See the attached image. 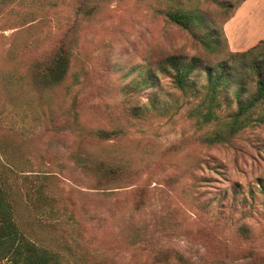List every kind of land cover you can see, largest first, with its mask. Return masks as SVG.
Masks as SVG:
<instances>
[{
    "label": "rangeland",
    "instance_id": "1",
    "mask_svg": "<svg viewBox=\"0 0 264 264\" xmlns=\"http://www.w3.org/2000/svg\"><path fill=\"white\" fill-rule=\"evenodd\" d=\"M181 1L222 26L232 52L264 41L261 5L244 7L246 1L224 10L211 0ZM166 3L108 4L78 28L74 68L81 71V82L68 92L57 91L52 110L32 112L25 106V119V108L9 104L0 121V138L31 162L32 175L53 177L60 204L71 217L52 216L49 208L38 211L23 194V228L37 243L59 252L61 264H264V125L248 128L233 145L197 140L207 128L197 129L188 116L193 102L183 104L187 98L160 72V64L174 55L203 63L213 58L157 12ZM241 9L239 37L233 38L229 27ZM47 15L34 32L41 45L19 58L24 71L73 22L70 6ZM16 31L0 28V71L8 68L9 36ZM240 37L245 44H239ZM151 73L154 79L138 90ZM150 98L161 106L172 103L177 113L152 109L151 120L132 119L129 109L143 111ZM230 100H223V110ZM116 127L125 135L101 139L95 134ZM79 148L127 162L133 178L118 190L97 189L72 159Z\"/></svg>",
    "mask_w": 264,
    "mask_h": 264
},
{
    "label": "trees",
    "instance_id": "2",
    "mask_svg": "<svg viewBox=\"0 0 264 264\" xmlns=\"http://www.w3.org/2000/svg\"><path fill=\"white\" fill-rule=\"evenodd\" d=\"M115 1L124 0H71V3L68 0H0V28L17 30L9 36L11 45L5 59L8 68L0 71V121L9 104L26 106L30 111H39L38 108L41 111L46 108L52 110L51 97L57 91L64 89L68 92L81 82L83 75L74 68L78 28L92 21ZM211 1L229 10L248 0ZM61 6L72 8V24L57 39L41 48L39 55L24 71L19 58L29 47L33 51L39 48L41 40L35 35V30L48 12ZM157 12L187 32L213 58L212 62L203 63L195 56L174 55L160 64V72L182 92V97L187 98L183 104L193 102L188 116L197 129L207 128L202 130L203 134L198 135L197 140L209 146L233 145L248 128L263 126L264 41L247 51L232 52L223 27L209 23L200 9L181 0H167ZM202 76L204 81L200 83ZM153 79L151 73L145 83L138 84L136 88L142 89L148 80ZM191 96L195 101L190 99ZM230 97L232 100L226 102L227 108L223 110V100ZM148 102L143 111L138 107L129 109L130 117L149 121L155 115H151L154 112L152 109L161 115L176 114L178 111L174 110L172 103L171 106L168 103L161 106L155 98H150ZM232 106L235 107L233 111H228ZM26 108L23 112L25 119L28 117ZM95 134L101 139H117L125 132L116 127L112 130L98 129ZM17 150L0 138V264H61L59 252L37 243L23 228L19 212L23 194L26 202L29 201L38 211L49 208L52 216L71 217L66 207L60 204L53 177L38 172L32 175L31 162L19 158L21 153L17 154ZM72 156L77 167L93 179L96 188L106 192L123 188L134 176L130 165L117 158L94 155L80 148Z\"/></svg>",
    "mask_w": 264,
    "mask_h": 264
},
{
    "label": "crops",
    "instance_id": "3",
    "mask_svg": "<svg viewBox=\"0 0 264 264\" xmlns=\"http://www.w3.org/2000/svg\"><path fill=\"white\" fill-rule=\"evenodd\" d=\"M250 4H255L256 5V7H259L260 5V7H261V10H263V12H264V0H248L245 4H244V7L245 6H249ZM244 7H242V9L244 8ZM242 9L239 11V13H238V15H237V17H236V19L232 22V26H231V24L229 25V26H231V27H229L230 28V30H232V37L233 38H235L236 36H238V17H239V15H240V12L242 11ZM252 15V14H251ZM253 15H255V14H253ZM255 21V20H254ZM256 22V21H255ZM259 23H264V16L263 17H261L260 19H259ZM258 24V23H257ZM242 36V35H241ZM239 37V36H238ZM241 39H240V45L242 44L243 45V43L245 42L244 41V37H240ZM247 42V41H246ZM245 44V43H244Z\"/></svg>",
    "mask_w": 264,
    "mask_h": 264
}]
</instances>
